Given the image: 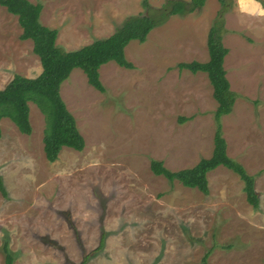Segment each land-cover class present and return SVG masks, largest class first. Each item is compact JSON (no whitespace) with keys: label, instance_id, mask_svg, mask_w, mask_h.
Instances as JSON below:
<instances>
[{"label":"rangeland","instance_id":"374dc122","mask_svg":"<svg viewBox=\"0 0 264 264\" xmlns=\"http://www.w3.org/2000/svg\"><path fill=\"white\" fill-rule=\"evenodd\" d=\"M42 24L72 50L110 35L130 15L161 17L165 0H29ZM206 0L183 15H166L143 42L124 48L132 68L102 64L101 92L74 68L60 86L84 147L64 146L49 162L45 120L29 101L30 134L0 119V264L4 239L12 264H264V5L257 0ZM226 77L236 93L220 116L227 153L254 176L259 205L243 182L217 166L208 193L155 175L152 158L171 170L193 166L213 148L216 101L204 71L179 62L206 61L207 34L218 12ZM221 11V12H222ZM15 14L0 5V89L15 75L41 71L32 41L21 39ZM181 117L189 119L180 121ZM103 236V246L93 251Z\"/></svg>","mask_w":264,"mask_h":264},{"label":"trees","instance_id":"16d2710c","mask_svg":"<svg viewBox=\"0 0 264 264\" xmlns=\"http://www.w3.org/2000/svg\"><path fill=\"white\" fill-rule=\"evenodd\" d=\"M206 0H165L161 9L162 19L166 15H183L201 8ZM222 8H227L226 0H219ZM264 5V0H257ZM0 5L15 14L21 27V39L32 41V51L38 56L41 71L34 77L15 74L0 89V119L9 117L17 129L30 134L32 127L29 120L28 102H34L42 112L45 120L42 143L43 153L47 161L53 162L58 158L62 147L68 146L75 150L84 147V138L78 130L73 114L67 109L60 95V86L67 79L74 68H80L85 73L88 83L95 89L103 92L104 86L99 78V67L114 61L125 68H132L133 64L127 60L124 48L130 40L143 42L148 33L159 23L161 17L156 18L152 12L127 16L121 25L104 37L94 39L79 48L65 50L55 43L57 30L41 23L39 15L41 4L29 0H0ZM147 11L150 7L144 0ZM222 11V10H221ZM218 12L210 26L206 39L208 59L206 61L192 60L179 62L180 69L186 68L192 72L204 71L212 86V95L216 101L213 113L214 133L212 152L207 157L200 158L193 166L171 170L163 162L152 158L149 166L155 175H162L168 182L174 180L189 188H196L200 192L208 193L207 173L217 166H223L236 173L243 182L247 202L257 208L259 194L255 189L254 176L249 174L245 167L227 153V143L222 135L220 116L231 111L236 93L231 90L226 70L223 66L228 48L222 42L224 29L223 14L226 10ZM189 117H181L184 121ZM1 136V128H0ZM0 194L7 198V190L0 175ZM103 246V236L96 248ZM4 264H12L13 256L8 249V242L4 239L2 245ZM209 250L202 257L203 264ZM92 253V252H91ZM91 253H85L79 264H85Z\"/></svg>","mask_w":264,"mask_h":264},{"label":"crops","instance_id":"0c3cea01","mask_svg":"<svg viewBox=\"0 0 264 264\" xmlns=\"http://www.w3.org/2000/svg\"><path fill=\"white\" fill-rule=\"evenodd\" d=\"M254 1H256V0H254Z\"/></svg>","mask_w":264,"mask_h":264}]
</instances>
